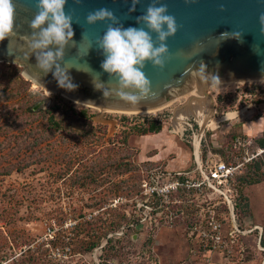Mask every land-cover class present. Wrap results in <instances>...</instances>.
<instances>
[{
  "label": "rangeland",
  "instance_id": "obj_1",
  "mask_svg": "<svg viewBox=\"0 0 264 264\" xmlns=\"http://www.w3.org/2000/svg\"><path fill=\"white\" fill-rule=\"evenodd\" d=\"M21 72L0 61V264H264V79L209 84L201 126L175 120L189 93L151 112L108 111ZM140 116L161 131L136 134ZM218 160L238 165L221 191L179 185L160 198L144 186L198 180V164Z\"/></svg>",
  "mask_w": 264,
  "mask_h": 264
},
{
  "label": "water",
  "instance_id": "obj_2",
  "mask_svg": "<svg viewBox=\"0 0 264 264\" xmlns=\"http://www.w3.org/2000/svg\"><path fill=\"white\" fill-rule=\"evenodd\" d=\"M16 6L15 36L0 42V61L22 67V74L51 92H60L76 102L100 109L114 111L154 110L194 90L207 96L213 106V98L206 89L210 84L200 79L201 62L209 73L218 75L221 81L264 79V33L259 17L264 14V0H158L167 4L168 14L175 17L177 32L168 37L169 56L163 68L146 62L142 71L151 81L152 92L147 99L133 106L112 95L105 100L96 90L94 82H105V87H117V81L101 68L104 59L97 47V37L102 36L111 21L86 23L89 12L106 7L112 10L124 28L141 27L136 18L143 14L152 0H141L136 10L130 12L132 0H67L65 12L73 17V40L65 49L61 66L68 69L72 83L78 87L66 90L58 86L52 72L47 74L36 68L35 53L28 51L26 37L32 29L30 21L38 9L37 0H13ZM223 5L224 10H220ZM147 30V29H146ZM242 32V42L231 37L232 32ZM222 33L225 35L221 36ZM156 41V34L152 33ZM155 46H159L156 41ZM54 50V49H53ZM54 71V69H53ZM108 82V83H107ZM125 91L132 92V89ZM33 107V110L37 109Z\"/></svg>",
  "mask_w": 264,
  "mask_h": 264
},
{
  "label": "clouds",
  "instance_id": "obj_3",
  "mask_svg": "<svg viewBox=\"0 0 264 264\" xmlns=\"http://www.w3.org/2000/svg\"><path fill=\"white\" fill-rule=\"evenodd\" d=\"M76 2L79 3L80 0ZM185 2L191 3L194 0ZM66 3L67 0H37L38 11L29 24L33 31L30 37H26V42L29 54L35 53L36 68L45 74L52 72L58 86L71 91L78 86L72 83L69 68L61 66L66 47L70 42H74L73 17L65 12ZM140 3L141 0H132L129 11H135L136 5ZM157 4L158 0H152L143 14L136 18L137 23L143 25L141 27L124 28L114 12L106 7L89 12L86 16V23L90 25L99 21L112 22L96 40L97 47L104 55L101 68L109 74L110 79L117 81V87L114 88L105 87V82L93 81L94 88L102 91L105 100L115 95L120 100L136 106L154 94L151 81L142 69L146 62L160 68L165 66L169 56L166 41L178 30L175 17L168 14L167 4ZM220 10H224L223 5ZM15 21L16 6L13 0H0V42L15 36ZM259 22L262 26L261 32L264 33V14L260 15ZM152 33L156 34L159 46H155L156 41L153 40ZM223 35L225 33L221 34ZM231 37L242 42L240 31L232 32ZM198 69L203 82L210 83L213 87L220 86L219 76L209 73L204 62L200 63ZM126 89L133 91H125Z\"/></svg>",
  "mask_w": 264,
  "mask_h": 264
},
{
  "label": "built area",
  "instance_id": "obj_4",
  "mask_svg": "<svg viewBox=\"0 0 264 264\" xmlns=\"http://www.w3.org/2000/svg\"><path fill=\"white\" fill-rule=\"evenodd\" d=\"M202 162L198 164V170L201 175V178L195 181H191L186 178L185 173L181 172L176 174L175 180H173L168 186H163L165 188L159 187L157 185V180L155 177H152L151 180L155 185L147 186V183L144 184L146 190L150 195L161 196L167 195V192L170 189H176L179 185H185L188 187L199 188L201 185L205 187H210L214 191H221V183H226L234 175L235 170L238 168V165L227 164L223 160L215 161L211 164L206 163L205 166L201 165ZM217 225L214 224V228Z\"/></svg>",
  "mask_w": 264,
  "mask_h": 264
},
{
  "label": "bare ground",
  "instance_id": "obj_5",
  "mask_svg": "<svg viewBox=\"0 0 264 264\" xmlns=\"http://www.w3.org/2000/svg\"><path fill=\"white\" fill-rule=\"evenodd\" d=\"M236 81H239V80H236ZM209 85V84H208ZM208 85H206L204 89H206L208 87ZM47 92H51V90H49L48 88H44ZM193 92H189V95H193ZM196 96H200V95H196ZM204 97H207V96H203L202 98H195L192 103L186 107H189V108H181V109H178L176 112H175V120L176 122L178 123V121H181L183 120L184 118H187L188 115L192 114L194 115L195 117H197L199 119V123L201 126H203L206 122H209L211 121V110H210V104L209 102L207 101H201L200 99L203 100ZM170 103V102H169ZM83 104V103H82ZM168 104V103H167ZM166 104V105H167ZM165 106V105H164ZM163 107V106H162ZM97 108V107H95ZM161 108V107H159ZM157 108V109H159ZM100 109V108H98ZM157 109H154V110H146V111H117V112H126V113H144V112H151V111H155ZM101 110H106V109H101ZM109 111V110H108ZM111 111H114V110H111ZM156 134V133H155ZM149 135V134H148ZM198 142H199V136L197 135L195 137V153H197L198 149Z\"/></svg>",
  "mask_w": 264,
  "mask_h": 264
},
{
  "label": "trees",
  "instance_id": "obj_6",
  "mask_svg": "<svg viewBox=\"0 0 264 264\" xmlns=\"http://www.w3.org/2000/svg\"><path fill=\"white\" fill-rule=\"evenodd\" d=\"M33 107L28 105L24 108V111H26L27 113H33ZM84 113H85L84 111H81L80 115H84ZM135 123L136 124H134V127L132 128V130L138 135H142V136L148 135V134L152 135V134H155V133H158L161 131V125L158 122V119L156 117L153 118L152 116H144V117L140 116V117L136 118ZM258 145L261 148H264V134H263L262 138H259ZM262 153H263L262 163L264 165V150ZM206 160H207V156H206V159L201 157L202 162L206 161ZM256 181H258V180H256ZM152 196L156 197L155 194H153ZM96 244H97V241H91L86 246V249H92L94 247V245H96Z\"/></svg>",
  "mask_w": 264,
  "mask_h": 264
}]
</instances>
